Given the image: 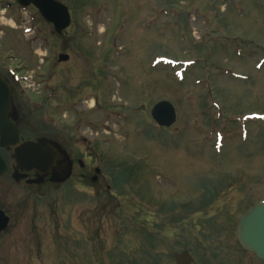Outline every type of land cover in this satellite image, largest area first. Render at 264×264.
<instances>
[{
  "label": "rangeland",
  "instance_id": "374dc122",
  "mask_svg": "<svg viewBox=\"0 0 264 264\" xmlns=\"http://www.w3.org/2000/svg\"><path fill=\"white\" fill-rule=\"evenodd\" d=\"M59 1L73 18L62 36L33 12L18 28L0 20L11 30L0 63L15 67L14 55L25 77L82 88L81 107L64 111L58 96L39 118L87 137L69 151L92 155L102 177H0V264H175L183 252L195 264H264L236 238L264 202V0ZM39 84L29 96L48 97ZM163 101L177 113L170 128L151 114Z\"/></svg>",
  "mask_w": 264,
  "mask_h": 264
},
{
  "label": "flooded vegetation",
  "instance_id": "af4514ba",
  "mask_svg": "<svg viewBox=\"0 0 264 264\" xmlns=\"http://www.w3.org/2000/svg\"><path fill=\"white\" fill-rule=\"evenodd\" d=\"M56 1L60 2L59 0ZM28 11L35 13L37 17L52 26V32L56 33L54 26L44 19L37 7L33 5L23 7L19 3V0H0V20H7V18H10L14 22L16 28H18L17 23H19V15ZM8 31L11 30L0 25V32L7 33ZM8 60L11 62L14 60L16 66L7 65V62L0 63V82L9 86L11 97V109L9 111L7 109V100L0 99V131L4 133L3 135L8 137V141H5V144H3L0 134V154L9 167L8 171L11 170V178L18 184L25 182L27 185H29L27 183L28 180L38 179L40 183L32 185L36 187L42 186L48 181L53 183H61L63 181L62 177H59L60 172L58 170H55L54 174L45 177L36 172H32L28 175L27 179L21 180L20 177L24 173L22 169L15 165V145L7 143L16 142L18 140V146H20L27 142L40 143L41 140H46L56 144L59 148L67 152L69 157L67 163L72 165V174L76 171L79 175V180L84 185H97L99 180H101L102 171L98 168V164L96 160H94V157L90 154L88 155V152L84 153V157L88 160L85 162L80 160L78 154L69 151V149L73 148H87L91 143L88 138L78 135V132L74 130L68 132L65 131L64 128H57L53 117L48 122L46 119L43 121L39 118L41 117V112L47 107V104L56 100L58 96H61L64 111H67L71 107L74 110L81 107V105L85 103V100H87L81 91L82 88L79 86L70 88L67 83L63 84L59 82L54 84L51 82V78H44L43 75L45 74L43 73L39 74V81H36L32 76L25 77L21 75V70H23L22 68L24 67L21 60L16 59L14 55L8 57ZM68 62L60 64H67ZM46 63L47 61L42 60L43 65ZM56 69V67H52L49 72L53 74ZM31 81L35 83L39 82V85L48 88V90H50L48 97L46 94H44L43 97L41 96V98L29 96L30 94L27 93L26 85ZM44 87H42V89H44ZM62 90H65L63 97ZM8 123L10 125H8ZM4 128L6 129L5 131H3ZM1 144L5 147H2Z\"/></svg>",
  "mask_w": 264,
  "mask_h": 264
},
{
  "label": "water",
  "instance_id": "95a60500",
  "mask_svg": "<svg viewBox=\"0 0 264 264\" xmlns=\"http://www.w3.org/2000/svg\"><path fill=\"white\" fill-rule=\"evenodd\" d=\"M23 7H37L44 19L52 24L56 33L62 36L64 32L72 25V16L70 10L64 4L56 0H19ZM70 60L68 55H60V62ZM0 99L7 100V109H11V97L9 86L0 82ZM152 117L160 127H172L177 120V114L174 106L167 101L160 102L152 110ZM8 125H10L8 123ZM6 129L4 128L3 131ZM3 144L8 141V137L0 131ZM15 145L14 160L16 165L22 169L23 175L20 179L28 178L32 172L45 177L54 174L55 170L60 172L59 177L63 181L69 179L72 175V165L67 163L68 154L59 148L56 144L46 140L40 143L27 142L18 146L16 142H7ZM2 147H5L3 146ZM64 164V165H63ZM8 171L5 160L0 155V177ZM29 185L39 184L38 179L28 180ZM10 217L6 212L0 209V234L8 229ZM237 240L240 246L249 253L254 254L258 259L264 262V202L256 204L239 221L237 228ZM175 264H194L195 259L189 252L177 254Z\"/></svg>",
  "mask_w": 264,
  "mask_h": 264
}]
</instances>
